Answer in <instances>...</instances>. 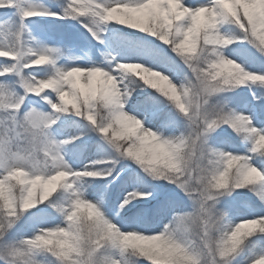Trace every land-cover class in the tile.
<instances>
[{"label": "snow or ice", "instance_id": "6c2138e0", "mask_svg": "<svg viewBox=\"0 0 264 264\" xmlns=\"http://www.w3.org/2000/svg\"><path fill=\"white\" fill-rule=\"evenodd\" d=\"M0 264H264V0H0Z\"/></svg>", "mask_w": 264, "mask_h": 264}]
</instances>
